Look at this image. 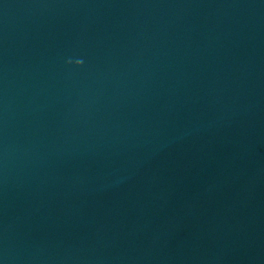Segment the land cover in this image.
Listing matches in <instances>:
<instances>
[{
  "label": "water",
  "instance_id": "water-1",
  "mask_svg": "<svg viewBox=\"0 0 264 264\" xmlns=\"http://www.w3.org/2000/svg\"><path fill=\"white\" fill-rule=\"evenodd\" d=\"M0 264H264V0H0Z\"/></svg>",
  "mask_w": 264,
  "mask_h": 264
},
{
  "label": "clouds",
  "instance_id": "clouds-1",
  "mask_svg": "<svg viewBox=\"0 0 264 264\" xmlns=\"http://www.w3.org/2000/svg\"><path fill=\"white\" fill-rule=\"evenodd\" d=\"M76 63H77V64H81V63H82V61H79V60H78V61H76Z\"/></svg>",
  "mask_w": 264,
  "mask_h": 264
}]
</instances>
